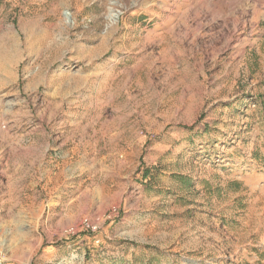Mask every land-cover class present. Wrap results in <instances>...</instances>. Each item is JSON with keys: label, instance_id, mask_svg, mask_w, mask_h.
<instances>
[{"label": "rangeland", "instance_id": "obj_1", "mask_svg": "<svg viewBox=\"0 0 264 264\" xmlns=\"http://www.w3.org/2000/svg\"><path fill=\"white\" fill-rule=\"evenodd\" d=\"M0 258L264 264V0H0Z\"/></svg>", "mask_w": 264, "mask_h": 264}, {"label": "built area", "instance_id": "obj_2", "mask_svg": "<svg viewBox=\"0 0 264 264\" xmlns=\"http://www.w3.org/2000/svg\"><path fill=\"white\" fill-rule=\"evenodd\" d=\"M92 229H96L95 227H92ZM0 264H3V260L0 258Z\"/></svg>", "mask_w": 264, "mask_h": 264}, {"label": "bare ground", "instance_id": "obj_3", "mask_svg": "<svg viewBox=\"0 0 264 264\" xmlns=\"http://www.w3.org/2000/svg\"><path fill=\"white\" fill-rule=\"evenodd\" d=\"M67 17H68V15H67Z\"/></svg>", "mask_w": 264, "mask_h": 264}]
</instances>
